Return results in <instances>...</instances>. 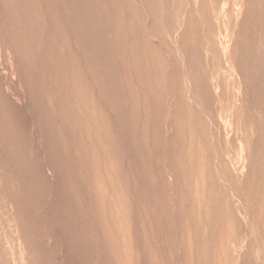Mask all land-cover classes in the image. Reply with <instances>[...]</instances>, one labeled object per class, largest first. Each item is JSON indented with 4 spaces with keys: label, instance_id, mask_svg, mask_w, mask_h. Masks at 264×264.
<instances>
[{
    "label": "rangeland",
    "instance_id": "rangeland-1",
    "mask_svg": "<svg viewBox=\"0 0 264 264\" xmlns=\"http://www.w3.org/2000/svg\"><path fill=\"white\" fill-rule=\"evenodd\" d=\"M167 1L0 0V264H264V0Z\"/></svg>",
    "mask_w": 264,
    "mask_h": 264
},
{
    "label": "bare ground",
    "instance_id": "bare-ground-1",
    "mask_svg": "<svg viewBox=\"0 0 264 264\" xmlns=\"http://www.w3.org/2000/svg\"><path fill=\"white\" fill-rule=\"evenodd\" d=\"M167 1V0H166ZM171 1V0H170ZM240 1V0H239ZM200 2V1H199ZM216 2H217V0H216ZM167 3H168V1H167ZM261 3V2H260ZM205 4V3H204ZM210 4V3H209ZM229 5V4H228ZM220 6V5H219ZM208 7V6H207ZM157 8V7H156ZM262 8V7H261ZM195 9V8H194ZM222 10V9H221ZM117 11V10H116ZM170 11V10H169ZM173 11V10H172ZM194 11V10H193ZM209 11V10H208ZM260 11V10H259ZM165 12V11H164ZM261 12H262V10H261ZM254 13V12H253ZM251 14V13H250ZM261 14V13H260ZM137 15V14H136ZM218 15V14H217ZM264 15V14H263ZM263 15H261L262 17H263ZM250 16V15H249ZM252 16V15H251ZM261 17V18H262ZM168 18V17H167ZM207 18V17H206ZM221 18V17H220ZM173 19V18H172ZM218 19V18H217ZM263 19V18H262ZM206 20V19H205ZM230 20V19H229ZM264 21V20H263ZM206 22H209V21H206ZM263 26V25H262ZM129 27V26H128ZM172 28V27H171ZM216 30V29H215ZM202 31V30H201ZM206 34V33H205ZM242 34V33H241ZM264 35V34H263ZM148 36V35H147ZM196 37V36H195ZM198 37V36H197ZM197 39V38H196ZM217 39V38H216ZM211 40V39H210ZM147 41V40H146ZM199 41V40H198ZM220 41H221V39H220ZM204 42V41H203ZM185 44V43H184ZM191 44V43H190ZM204 45V44H203ZM233 45V44H232ZM183 47V46H182ZM137 48V47H136ZM156 48V47H155ZM145 49V48H144ZM197 49V48H196ZM206 49V48H205ZM216 49V48H215ZM230 50V49H229ZM203 51H205V50H203ZM231 52V51H230ZM131 53V52H130ZM250 53V52H249ZM251 53H253V52H251ZM222 54V53H221ZM220 54V55H221ZM233 55V54H232ZM159 56V55H158ZM157 56V57H158ZM210 56V55H209ZM242 56H243V54H242ZM252 56V55H251ZM186 57V56H185ZM244 57V56H243ZM250 57V56H249ZM219 58V57H218ZM234 58V57H233ZM236 58H238V57H236ZM202 59V58H201ZM216 60V59H215ZM222 60V59H221ZM239 60V59H238ZM162 61V60H161ZM202 61H204V60H202ZM134 63V62H133ZM163 63H165V62H163ZM261 63V62H260ZM147 64V63H146ZM262 64V63H261ZM153 65V64H152ZM233 65V64H232ZM255 66V65H254ZM205 67V66H204ZM222 68V67H221ZM226 68V67H225ZM234 68V67H233ZM245 68V67H244ZM243 68V69H244ZM163 69V68H162ZM239 69V68H238ZM147 71V70H146ZM214 71V70H213ZM216 71V70H215ZM239 71V70H238ZM158 72V71H157ZM196 72V71H195ZM208 72V71H207ZM245 72V71H244ZM243 73V72H242ZM261 73V72H260ZM209 74V73H208ZM213 74V73H212ZM158 76V75H157ZM135 77H137V76H135ZM197 77V76H196ZM258 77V76H257ZM156 78V77H155ZM260 78H262V77H260ZM259 78V79H260ZM263 79V78H262ZM252 80V79H251ZM149 81V80H148ZM241 81V80H240ZM264 81V80H263ZM180 82H181V80H180ZM218 82V81H217ZM232 84V83H231ZM197 85V84H196ZM159 86V85H158ZM220 86V85H219ZM149 87H150V85H149ZM181 87V86H180ZM150 88H152V87H150ZM205 88V87H204ZM178 89V88H177ZM230 91V90H229ZM248 91V90H247ZM255 91V90H254ZM200 93V92H199ZM185 94V93H184ZM212 94V93H211ZM94 95V94H93ZM186 95V94H185ZM203 95V94H202ZM233 95V94H232ZM144 96V95H143ZM187 96V95H186ZM199 96V95H198ZM201 96V95H200ZM145 97V96H144ZM165 99V98H164ZM163 100V99H162ZM187 101V100H186ZM131 103H133V102H131ZM148 103V102H147ZM205 103V102H204ZM185 104V103H184ZM207 104V103H206ZM148 105V104H147ZM190 105V104H189ZM234 105V104H233ZM227 106V105H226ZM146 107V106H145ZM177 107V106H176ZM187 107V106H186ZM206 107V106H205ZM190 108V107H189ZM155 109H157V108H155ZM190 110V109H189ZM145 111V110H144ZM176 111V110H175ZM191 112H192V110H191ZM226 112V111H225ZM162 113V112H161ZM193 114V113H192ZM145 115V114H144ZM226 115V114H225ZM190 116V115H189ZM230 116V115H229ZM180 117V116H179ZM199 117V116H198ZM93 119V118H92ZM135 119V118H134ZM182 120V119H181ZM246 121V120H245ZM163 122V121H162ZM182 122V121H181ZM235 122V121H234ZM248 122H250V121H248ZM98 123V122H97ZM165 123V122H164ZM178 123V122H177ZM143 124V123H142ZM246 124V123H245ZM247 125V124H246ZM249 125V124H248ZM235 126V125H234ZM252 126V125H251ZM195 127V126H194ZM143 129H144V127H143ZM183 129V128H182ZM189 129H190V127H189ZM135 131V130H134ZM89 132V131H88ZM107 132H109V131H107ZM244 132V131H243ZM110 133V132H109ZM146 135V134H145ZM243 135H246L245 133L243 134ZM254 135V134H253ZM182 137V136H181ZM205 137V136H204ZM247 137V136H246ZM244 138V137H243ZM183 139V138H182ZM191 139V138H190ZM233 139V138H232ZM245 139V138H244ZM243 139V140H244ZM248 139V138H247ZM247 139H246V141H247ZM182 141V140H181ZM211 141V140H210ZM251 141H252V139H251ZM250 141V142H251ZM102 142H103V140H102ZM148 142V141H147ZM156 142V141H155ZM201 142V141H200ZM249 142V141H248ZM136 143V142H135ZM190 143V142H189ZM199 143V142H198ZM206 143H208V142H206ZM212 143V142H211ZM93 144V143H92ZM108 144V143H107ZM134 144V143H133ZM183 144V143H182ZM259 144V143H258ZM148 145V144H147ZM146 145V146H147ZM190 145V144H189ZM209 146V145H208ZM100 147V146H99ZM111 147V146H110ZM136 147V146H135ZM144 147V146H143ZM211 147V146H210ZM244 147V146H243ZM183 148V147H182ZM198 148H200V146L198 147ZM114 149V148H113ZM146 150V149H145ZM139 151V150H138ZM150 151V150H149ZM148 151V152H149ZM191 151V150H190ZM213 152V151H212ZM174 154V153H173ZM187 154V153H186ZM201 154V153H200ZM117 155V154H116ZM181 155H182V152H181ZM228 155V154H227ZM122 156V155H121ZM140 156V155H139ZM115 157V156H114ZM97 158V157H96ZM98 159V158H97ZM167 159V158H166ZM120 161V160H119ZM105 162V161H104ZM121 162V161H120ZM146 162V161H145ZM192 162V161H191ZM248 162H250V161H248ZM106 163V162H105ZM113 163H115V162H113ZM158 163V162H157ZM160 163V162H159ZM99 164H100V162H99ZM116 164V163H115ZM122 164V163H121ZM213 164V163H212ZM118 166H120V165H118ZM156 166V165H155ZM195 166V165H194ZM113 167V166H112ZM121 167V166H120ZM168 167V166H167ZM174 167V166H173ZM256 167V166H255ZM115 168V167H114ZM128 168V167H127ZM252 168V167H251ZM120 169V168H119ZM123 169V168H122ZM145 169V168H144ZM164 169V168H163ZM170 169V168H169ZM247 169H249V168H247ZM118 170V169H117ZM184 170V169H183ZM99 171V170H98ZM105 171V170H104ZM173 171V170H172ZM179 171V170H178ZM248 171V170H247ZM122 172V171H121ZM196 172V171H195ZM117 173V172H116ZM185 173V172H184ZM200 173V172H199ZM252 173V172H251ZM114 174V173H113ZM148 174V173H147ZM190 174V173H189ZM109 175V174H108ZM107 175V176H108ZM199 175V174H198ZM188 176V175H187ZM196 176V175H195ZM109 177V176H108ZM115 177H116V175H115ZM119 177V176H118ZM118 177H117V180H118ZM251 177V176H250ZM253 177V176H252ZM126 178H128V177H126ZM256 178V177H255ZM152 179V178H151ZM166 179V178H165ZM128 180V179H127ZM190 180V179H189ZM217 180V179H216ZM97 181H98V179H97ZM104 181V180H103ZM255 181V180H254ZM114 182V181H113ZM201 182H202V180H201ZM252 181H250V183H251ZM186 183V182H185ZM190 183V182H189ZM189 183H186V185L188 184L189 185ZM100 184V183H99ZM102 184V183H101ZM109 184V183H108ZM210 184V183H209ZM106 185V184H105ZM113 185H115V184H113ZM117 185H118V183H117ZM195 185V184H194ZM121 186V185H120ZM190 186H192V185H190ZM205 186V185H204ZM210 186H211V184H210ZM115 187V186H114ZM188 188H189V186H188ZM246 188V187H245ZM252 188V187H251ZM179 189H181V188H179ZM187 189V188H186ZM204 189V188H203ZM197 190V189H196ZM214 190V189H213ZM180 191V190H179ZM188 191V190H187ZM199 192H200V190H199ZM197 193V192H196ZM195 193V194H196ZM102 194V193H101ZM194 194V195H195ZM168 196V195H167ZM201 196V195H200ZM207 196V195H206ZM104 197V196H103ZM191 197V196H190ZM195 198V197H194ZM197 198V197H196ZM210 198V197H209ZM214 198V197H213ZM217 198V197H216ZM215 198V199H216ZM249 198V197H248ZM252 198V197H251ZM127 199V198H126ZM170 199V198H169ZM113 200V199H112ZM193 200V199H192ZM251 200V199H250ZM104 201V200H103ZM121 201V200H120ZM171 201V200H170ZM203 201V200H202ZM209 201V200H208ZM249 201V200H248ZM252 201V200H251ZM155 202V201H154ZM193 202V201H192ZM210 202V201H209ZM208 202V203H209ZM261 202V201H260ZM167 203V202H166ZM188 203V202H187ZM119 204V203H118ZM168 204V203H167ZM259 206V205H258ZM122 207V206H121ZM211 207V206H210ZM108 208V207H107ZM123 208H124V206H123ZM212 209V208H211ZM160 210V209H159ZM169 210V209H168ZM203 210V209H202ZM257 210V209H256ZM191 211V210H190ZM224 211V210H223ZM255 211V210H254ZM259 211V210H258ZM262 211V210H261ZM103 213V212H102ZM131 213V212H130ZM146 213V212H145ZM129 214V213H128ZM194 214V213H193ZM125 215H126V213H125ZM127 216V215H126ZM125 216V217H126ZM230 216V215H229ZM207 217V216H206ZM198 218V217H197ZM119 219V218H118ZM171 219V218H170ZM192 219V218H191ZM194 219V218H193ZM196 219V218H195ZM200 219V218H199ZM258 219H260V218H258ZM127 220H128V218H127ZM218 220V219H217ZM111 222H113V221H111ZM195 222V221H194ZM140 223H142V222H140ZM192 223V222H191ZM200 223V222H199ZM173 224V223H172ZM233 224V223H232ZM110 225V224H109ZM116 225V224H115ZM173 226V225H172ZM196 226V225H195ZM232 226V225H231ZM256 226V225H255ZM119 227V226H118ZM258 227V226H257ZM142 228V227H141ZM258 229V228H257ZM160 230V229H159ZM235 230V229H234ZM112 231V230H111ZM126 231V230H125ZM151 231V230H150ZM262 231V230H261ZM124 232V231H123ZM174 232V231H173ZM186 232V231H185ZM219 232V231H218ZM260 232V231H259ZM128 234V233H127ZM121 236H122V233H121ZM146 236V235H145ZM129 237V236H128ZM139 237V236H138ZM110 238V237H109ZM147 238V237H146ZM145 238V239H146ZM196 239H198V238H196ZM262 239V238H261ZM227 241V240H226ZM121 243V242H120ZM129 243H130V241H129ZM148 243H150V242H148ZM184 243V242H183ZM205 243H206V241H205ZM233 243V242H232ZM116 244V243H115ZM123 244V243H122ZM182 245H184V244H182ZM138 246V245H137ZM164 246V245H163ZM150 247V246H149ZM120 250V249H119ZM201 250V249H200ZM113 251V250H112ZM150 251H151V249H150ZM207 251V250H206ZM215 251V250H214ZM119 253V252H118ZM206 253V252H205ZM213 253V252H212ZM233 253V252H232ZM134 254V253H133ZM138 254V253H137ZM152 254V253H151ZM201 254V253H200ZM202 255V254H201ZM120 256V255H119ZM202 257V256H201ZM213 257V256H212ZM116 258H118V257H116ZM122 258V257H121ZM215 259V258H214ZM129 260V259H128ZM133 260V259H132ZM120 261V260H119ZM125 261V260H124ZM131 261V260H130ZM228 261V260H227ZM194 262V261H193ZM134 263V262H133ZM138 263V262H137ZM136 263V264H137ZM204 264V263H203Z\"/></svg>",
    "mask_w": 264,
    "mask_h": 264
}]
</instances>
